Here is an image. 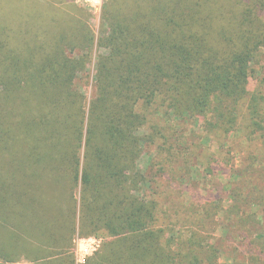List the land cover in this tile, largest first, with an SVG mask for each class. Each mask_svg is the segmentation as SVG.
Segmentation results:
<instances>
[{"label": "trees", "instance_id": "16d2710c", "mask_svg": "<svg viewBox=\"0 0 264 264\" xmlns=\"http://www.w3.org/2000/svg\"><path fill=\"white\" fill-rule=\"evenodd\" d=\"M52 2L0 1L9 4L0 20V215L37 239L44 226L52 236L65 223L61 245L30 243L26 259L74 264L67 252L77 225L80 237H110L84 264H217L219 249L207 238L191 229L173 235L200 144L192 133L184 137L208 113L204 129L217 136L260 125L264 95L247 87L264 50V0L106 2L97 38L84 23L53 14ZM94 47L103 52L94 57L87 98L77 82L90 78ZM245 99L248 118L238 111ZM152 107L166 135L146 129L140 113ZM151 145L160 160L153 173L138 165ZM227 186L205 197L203 220L258 218L262 211H240ZM18 234L6 231L13 243ZM251 243L264 264V226Z\"/></svg>", "mask_w": 264, "mask_h": 264}, {"label": "rangeland", "instance_id": "374dc122", "mask_svg": "<svg viewBox=\"0 0 264 264\" xmlns=\"http://www.w3.org/2000/svg\"><path fill=\"white\" fill-rule=\"evenodd\" d=\"M1 1V0H0ZM10 0H4V3ZM40 1V0H39ZM42 3H50L52 0H41ZM115 2L116 5L120 8H129L133 7L136 1L141 3V0H54L52 2L53 14L60 15L61 18L69 22H80L84 23L88 27L95 38L98 37L102 22L100 19V13L102 5L106 2ZM56 2V3H55ZM9 4L3 5L0 3V20L4 17L3 8L7 11ZM32 14H26L24 19L29 20L31 26V16ZM218 24L224 23V21L217 19ZM39 22V20H38ZM28 24V25H29ZM43 25V24H42ZM38 26V25H37ZM225 26V25H224ZM103 50H97L95 47L91 53V65L88 67L90 72L89 76L81 75L77 82V85L81 86V91L89 98L91 94V78L93 74V63L94 57L102 53ZM253 69L257 70V73H253L250 76L248 81V91L249 95L252 93H257L261 96L264 95V50L261 54L257 56L256 63L253 65ZM248 95V96H249ZM247 96V97H248ZM246 102L247 99L239 102V114L241 117L248 118L246 112ZM260 111L259 115L262 116V119L259 118L256 121L260 122V125L254 128L250 123L244 125L240 119V127L243 126V130H239L234 134H230L228 137H223L218 132L216 134H210L206 129H204V123L208 121V118L211 117V113H208L206 117H199L198 126L193 125L185 134L184 139L188 135H196L198 140V148L196 149L197 155L193 157V172L191 179L187 181L185 185L184 197L187 196L189 203L184 207L179 208V217L181 215V222L175 224V231L173 235L178 233L181 235L187 234V231H193L196 236L199 238H207L210 243L215 245L219 249V257L217 264H261L259 256L263 254L261 251L255 249L252 245L251 240L253 233L259 231L263 228L262 217L264 214V101L259 100ZM140 114L146 116L145 127L149 130H161L163 134L167 128L165 124L164 117L159 115V112L155 111V108L152 107L149 111H142ZM197 126V127H196ZM144 130V129H143ZM151 130V132H152ZM148 130H146L147 132ZM253 132V133H251ZM162 135V134H160ZM154 137V136H153ZM159 139L158 141L162 143V138H159L158 135L155 137ZM189 142V141H188ZM153 144V143H152ZM149 152L151 155H149ZM158 152L157 146H147L145 153L143 154L138 165L140 169L144 172L150 171L153 173L158 170L159 158L156 154ZM151 156L156 163V166L151 167L149 165V159ZM208 169L210 171L208 172ZM207 172V173H206ZM209 175V173H211ZM233 173V174H232ZM235 174V175H234ZM230 184L231 189H235V197L237 201V207L240 211H245L251 215V211H256L261 214L256 219L249 218V216L244 215L242 218L233 217L228 219L226 216L225 219H222L218 222L211 218L203 220L204 216L201 215L203 207L209 208L207 203H205L209 192H212V198L215 196L216 190L220 187L225 189L229 188L227 185ZM180 188V193L175 194L174 199L177 201L182 195ZM226 194H223L225 197ZM229 204V200H224V208ZM251 210V211H250ZM175 213V212H174ZM234 213V212H233ZM4 216V215H3ZM0 215V264H35V262L26 259L25 251L32 250L30 243H40L43 248H45V243L50 241L54 244H60L62 240V226L61 224L56 223V230L52 236H48L47 232L49 229L44 226L45 234L41 239L30 237L28 235L18 234L21 231L19 230L20 225L17 219L12 218L9 223L8 219L3 218ZM177 217V216H176ZM228 219V220H227ZM15 223V224H14ZM177 223V222H176ZM219 226V227H217ZM224 228H223V227ZM6 231L9 233H17L20 236L18 242H11L7 235ZM78 226L75 225V232L72 234L71 248L67 252V255L73 256L74 264H84L87 259L94 257V255L101 249V247L110 240V237L100 231L96 235L101 241L99 248L89 254V255H79L77 252V239L83 238L80 237ZM228 233V238L224 240V234ZM91 237V236H89ZM28 241L29 248L22 247L24 241ZM20 242V243H19ZM21 245V247H19ZM61 245V244H60ZM47 246L53 247V244H48ZM14 249L22 251L20 255L12 253ZM52 252L56 251L55 248H51Z\"/></svg>", "mask_w": 264, "mask_h": 264}, {"label": "built area", "instance_id": "2783aa9c", "mask_svg": "<svg viewBox=\"0 0 264 264\" xmlns=\"http://www.w3.org/2000/svg\"><path fill=\"white\" fill-rule=\"evenodd\" d=\"M101 244L96 236L77 239V252L80 255H89L95 252Z\"/></svg>", "mask_w": 264, "mask_h": 264}]
</instances>
